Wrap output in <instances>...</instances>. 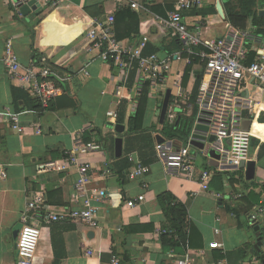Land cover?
I'll return each mask as SVG.
<instances>
[{
    "label": "crops",
    "instance_id": "0c3cea01",
    "mask_svg": "<svg viewBox=\"0 0 264 264\" xmlns=\"http://www.w3.org/2000/svg\"><path fill=\"white\" fill-rule=\"evenodd\" d=\"M137 1L149 10L152 6L164 7L167 14L178 0H149L147 5L146 0ZM204 1L209 4L186 12V18L203 20L209 37L224 35L227 19L225 22L212 8L216 9L218 1L224 7L229 0ZM120 6L126 3L64 0L57 7H43L38 13L33 7L24 17L18 12L21 5L16 11L8 0H0V264H17L19 236L16 232L23 226L21 216L32 193L45 191L53 211L69 204L78 169L60 171L59 168L80 131L86 143L102 147L99 152L79 156L91 166L96 186L108 192V199L100 206L99 228L92 230L80 222L44 226L37 250L38 264H111L112 256H117L120 264H174L185 252L163 246L160 231L166 217L158 201L163 193L172 194L187 207L190 219L202 235L203 249L188 251L194 264L263 261L258 254L264 258V224L252 223L248 215L264 205V110L251 126L252 148L244 169L214 168L210 158L201 156L197 162L198 173L208 168L216 171L209 191H202L198 177L188 180L167 174L157 158L156 137L161 135L178 149L185 145L169 140L163 131L166 124L178 125L182 119L195 116L194 130L197 108L191 98L198 75L196 78L191 75L187 86L183 78L187 96L176 100L170 89L184 67L182 63H175L168 85L171 99L164 124L160 115L165 97L149 99L142 131L131 134L129 121L137 112L141 96L132 95L117 105L114 89L121 72L101 61L100 50L87 39L92 19L114 14ZM101 11L103 15L99 14ZM140 16L144 21L140 37L150 36V45L160 48V54L169 52L165 48L172 50L174 39H161L152 17L144 13ZM8 40L13 41L24 68L47 58L53 70L67 77L65 92L49 104L47 111L30 110L24 102L23 93L27 92L8 77L4 64ZM85 70L89 76L84 74ZM262 100L264 103V95ZM124 105L125 120L121 125L124 133L120 135L113 131L107 113L118 110L121 116ZM171 114L173 120L169 118ZM15 118L23 131L21 134L14 130ZM139 162L148 165L151 172L141 179L128 180L127 174ZM49 163H57L56 169L45 168ZM1 172L6 173L5 179ZM143 195V202L127 206ZM216 242L223 248L212 249L211 244ZM89 250L93 255L87 257Z\"/></svg>",
    "mask_w": 264,
    "mask_h": 264
},
{
    "label": "built area",
    "instance_id": "2783aa9c",
    "mask_svg": "<svg viewBox=\"0 0 264 264\" xmlns=\"http://www.w3.org/2000/svg\"><path fill=\"white\" fill-rule=\"evenodd\" d=\"M30 0H8V4L18 11L19 6ZM133 11L150 15L157 35L161 38L176 40L181 49L173 53H155L144 55L150 45V36L142 35L135 43L119 41L115 31V13L107 17L92 19L87 39L89 43L100 50L101 61L111 65L121 72L119 82L115 85L114 96L117 105L132 95L142 96L149 91V99L161 100L167 91L173 87V98L186 97L187 90L183 87V78L187 67L193 66V76L199 73L200 80L196 108V125L208 129V132L196 131L179 149L172 142L156 144L159 162L167 174L177 177L184 176L188 180L198 177L202 191H209L210 184L216 172L212 168L198 173L197 162L205 155L204 150L193 146V142L208 145L209 138L214 142L210 149L219 155V169H240L242 164L250 159L252 148V131L243 130V123L250 121L254 125L256 119L264 110V37L252 29L237 30L225 20V34L209 37L203 20L190 21L185 13L202 9L209 4L204 0H178L172 11L166 17L152 13L141 6L137 0H122ZM64 0H37L43 7H57ZM121 6L118 8L120 9ZM144 21L140 22L142 27ZM253 57V61H252ZM182 63L184 69L179 71L178 79L169 88L173 74V65ZM4 64L8 77L14 85L25 90L32 98L39 100L44 108L65 92L64 85L68 81L61 71L53 70L47 58H42L24 68L14 49L12 40L5 46ZM135 74L132 84L131 75ZM84 74L89 76V71ZM176 91V93H175ZM137 109V106H136ZM107 118L113 131H116L120 118L119 111H109ZM174 119L173 114L169 115ZM14 130L23 133L15 118ZM195 135L205 139H195ZM171 146H169V144ZM102 147L96 143H86L83 131L76 134L74 147L66 160L61 162L60 171L71 167L78 169V178L74 194L68 205L55 211L48 205L45 191H35L31 194L21 220L22 228L17 242V264H38L37 250L39 247L42 228L59 222H80L90 229L99 228L100 206L108 199L106 189L96 186L91 174L89 163L80 160L82 153H96ZM55 164L45 166L50 170L56 169ZM151 172L150 167L139 162L127 174V179L135 181ZM5 179L6 173L1 172ZM241 197V196H239ZM221 198V196H219ZM145 200V196L136 201L128 202V207H134ZM254 224H264V205L248 215ZM217 233L219 231H216ZM161 235L165 230L160 231ZM212 249L223 248L220 243H212ZM93 251H87L86 256H92ZM117 256H112L111 264H120ZM174 264H194L188 252L178 258ZM252 264H264L254 259Z\"/></svg>",
    "mask_w": 264,
    "mask_h": 264
},
{
    "label": "trees",
    "instance_id": "16d2710c",
    "mask_svg": "<svg viewBox=\"0 0 264 264\" xmlns=\"http://www.w3.org/2000/svg\"><path fill=\"white\" fill-rule=\"evenodd\" d=\"M147 3H149V0H146V3L144 2L146 5ZM87 10L90 11L89 8ZM150 10L161 17H166V9L164 7L152 6ZM224 10L226 13L227 22L230 23L233 28L237 30L252 29L256 34L262 35L264 37V17L259 15L260 10H264V0H229V2L224 6ZM212 12L216 14L215 7L212 8ZM99 14L103 15L104 12L101 11ZM114 16L116 36L119 41H136L140 39L141 16L139 13L133 11L128 6H124L118 9ZM172 45L173 51L165 48L166 51H169L168 53L179 51L182 48L176 40H174ZM160 50L161 49L158 47H152L149 45L145 50L144 55H152L160 52ZM193 66L194 64L187 67L186 69L184 76L185 86L188 85L189 80L191 79V75L193 74ZM134 77L135 74L133 73L131 75V79L133 80ZM199 83L200 80L196 79L191 98L192 104L196 103ZM23 95L25 105L30 110L42 113L49 109L44 108L39 100L32 99L27 93H23ZM148 105L149 91L146 89L143 95L140 97L137 112L131 117L129 121V132L131 134L142 131ZM125 108L126 106L124 105L118 121L119 125L124 124ZM194 118L195 116H193L191 119H182L178 125L175 124L170 126L166 124L164 126L163 132L169 140H177L185 144L193 130ZM257 122L262 123V121ZM254 187H256V185H254ZM158 201L166 217V224L162 228V230L166 231L165 234H162L163 246L173 249H180L185 252L184 254H186L189 250L203 249L204 244L202 235L190 219L187 207L170 193H163L159 196ZM228 208L231 210V206ZM258 257L260 259H264L261 257V254H258Z\"/></svg>",
    "mask_w": 264,
    "mask_h": 264
},
{
    "label": "water",
    "instance_id": "95a60500",
    "mask_svg": "<svg viewBox=\"0 0 264 264\" xmlns=\"http://www.w3.org/2000/svg\"><path fill=\"white\" fill-rule=\"evenodd\" d=\"M33 7H36V12H40L42 10V7L40 5H38L37 3V0H30L28 2H26L25 4L21 5L20 9H19V13L21 15H23L24 17L27 16V13L31 11V8ZM216 10L218 12V14L225 20L226 19V14H225V11H224V7L222 5V3L220 1L217 2L216 4ZM259 15L261 17H264V10L263 11H260ZM197 75H199V73H197ZM170 99H171V91L168 90L167 93H166V96H165V99H164V102H163V106H162V111H161V115H160V121L162 124H164L165 122V118L167 116V111H168V108H169V104H170ZM196 131H204V132H208V129L206 128H203L201 126H197L195 127ZM243 130L246 131V132H250L251 130V122L250 121H245L243 123ZM116 133L118 134H123L124 133V127L121 126V125H118L116 127ZM195 139H198V140H202V139H205L201 136H198V135H195ZM156 140H157V143L158 144H164L166 143V140L161 136V135H158L156 137ZM214 142V138L211 137L209 138V143L208 145H204L202 143H198V142H193V146L200 149V150H204V153H205V156L210 158L212 163V167L214 168H219V155H217L214 151H212L210 149V145ZM169 146H171L170 143H168ZM242 169L245 168V163L242 164L241 166ZM223 170H231V168H222ZM19 233H20V229L17 230L16 232V235L17 237L19 236ZM260 241H259V245H260Z\"/></svg>",
    "mask_w": 264,
    "mask_h": 264
},
{
    "label": "rangeland",
    "instance_id": "374dc122",
    "mask_svg": "<svg viewBox=\"0 0 264 264\" xmlns=\"http://www.w3.org/2000/svg\"><path fill=\"white\" fill-rule=\"evenodd\" d=\"M223 2L225 1V0H222ZM181 66H182V64H180Z\"/></svg>",
    "mask_w": 264,
    "mask_h": 264
}]
</instances>
